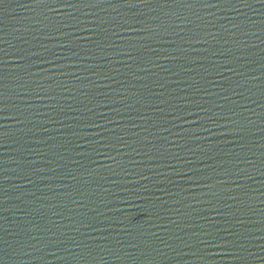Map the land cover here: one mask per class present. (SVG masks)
<instances>
[{
	"label": "water",
	"instance_id": "1",
	"mask_svg": "<svg viewBox=\"0 0 264 264\" xmlns=\"http://www.w3.org/2000/svg\"><path fill=\"white\" fill-rule=\"evenodd\" d=\"M189 3H0V264H264V6Z\"/></svg>",
	"mask_w": 264,
	"mask_h": 264
},
{
	"label": "snow or ice",
	"instance_id": "2",
	"mask_svg": "<svg viewBox=\"0 0 264 264\" xmlns=\"http://www.w3.org/2000/svg\"><path fill=\"white\" fill-rule=\"evenodd\" d=\"M3 0H0V3H2ZM35 3L47 8V10L51 13H55L57 15H63L64 17H66L67 19V23H65L63 26L64 27H68V28H73V27H79L80 25L84 24V21H81L80 17L75 15L73 12H60V7L64 8V9H77V11H79V7L80 5L86 6L88 8H92L95 9L97 7H101V6H105L102 7L101 10L102 11H106L107 8L109 7H115V5L117 3L119 4H123V5H127L129 7H136L139 5H144V6H150V4L153 2V0H34ZM156 2H159V0H156ZM169 0H164V3H168ZM193 2L195 3H201L203 4L205 7H215V4H210L208 3V0H193ZM219 3H224V4H232L233 0H218ZM237 3L243 4L247 7H251V5L249 4V0H236ZM256 2L260 3L262 6H264V0H256ZM171 3L174 4H179L181 6H191L189 3V0H171ZM59 6V7H57ZM92 15L94 17V19L96 21H100L101 18L99 16L96 15L95 12H91V13H84L85 16L88 15ZM177 19H183L180 16H177ZM125 23L128 24V27L132 30H139V31H148L149 29L146 27H141L140 29H136L134 28V24H140L143 25L144 22L140 19H134L133 21H125ZM234 27H238L237 25H234ZM57 31H61V29H56ZM81 30H88L87 27L85 26L84 28H82ZM62 35L68 36L70 35V33H63L61 32ZM50 39L52 37H49ZM61 47H67L68 51H72L71 47L69 46H65V45H61ZM0 51H3V49H0ZM44 53H48L51 57H54V59H49L47 58ZM30 55L32 57H41L39 60L43 63H48V64H55V60L60 59L59 56L56 55L55 52H53L51 49H49L47 47V45L44 46L43 51H33L30 53ZM73 56H79V53L76 52H72ZM25 57H22V59ZM133 57H131V55H129V59H132ZM63 59L65 60H69L70 57L68 56H64ZM4 62L2 60H0V68L3 67ZM57 67H61L60 65H57ZM228 71H232L235 72L236 69L231 68V67H227ZM81 71H90V69L88 68H83L81 69ZM96 75H101V73H94ZM0 77H2V73H0ZM77 79H80V77H76ZM103 79H112V77L108 76L107 74H103L102 76ZM4 93L0 92V112H3L5 110L6 105L4 104ZM37 95H39L37 93ZM197 108L199 109L198 112L192 113L189 112V115H196L199 117L200 121H207L211 124H215L218 127L220 126L217 122L216 119H214L211 115H207V113L210 111L209 109H206L200 105H197ZM159 111H163V109H158ZM118 111V110H117ZM187 111V110H185ZM199 112H203L206 115L205 116H199ZM102 119H106V117L101 116ZM173 120H187V116L185 115H179V114H175L172 116ZM109 123H111L112 121H108ZM194 124L197 125V127L201 128L202 131L205 132H210L211 129L208 128L205 123H197V121H193ZM86 127H95V128H103V125L97 124L95 121H91L90 123L85 125ZM174 127H176L177 125H173ZM106 131H110L108 129H105ZM165 131H168L169 129L165 128ZM98 135V134H97ZM181 139H184V137H180ZM198 138V137H197ZM105 143L101 145V147H111V143L108 139V137H103ZM166 139V138H165ZM121 143H123L122 139L120 141ZM89 143H92L91 141H89ZM97 143H99V141H97ZM125 147H128L127 144H125ZM95 151V149H94ZM189 151H191V149H189ZM97 154H102L100 152H97ZM139 154V153H137ZM110 159H115L114 157H109ZM142 175V174H141ZM142 178L144 179H148V177L146 176H142ZM231 207V206H229ZM205 235L207 236H211V233H205ZM220 240H224V237H220ZM198 242L200 244H204V245H212L213 244V240H204V239H198ZM227 243H234L232 241H227ZM79 246V245H77ZM215 246L219 247V244H215ZM29 247H34L33 245H29ZM27 254V253H25Z\"/></svg>",
	"mask_w": 264,
	"mask_h": 264
}]
</instances>
